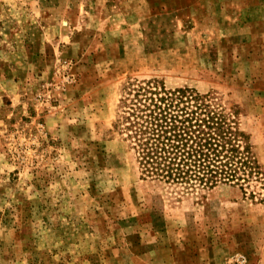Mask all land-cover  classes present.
<instances>
[{"label": "rangeland", "instance_id": "rangeland-1", "mask_svg": "<svg viewBox=\"0 0 264 264\" xmlns=\"http://www.w3.org/2000/svg\"><path fill=\"white\" fill-rule=\"evenodd\" d=\"M148 79L228 114L250 184L141 175ZM0 264H264V0H0Z\"/></svg>", "mask_w": 264, "mask_h": 264}, {"label": "trees", "instance_id": "trees-1", "mask_svg": "<svg viewBox=\"0 0 264 264\" xmlns=\"http://www.w3.org/2000/svg\"><path fill=\"white\" fill-rule=\"evenodd\" d=\"M122 105V129L143 177L209 189L244 187L260 172L247 135L206 94L135 80Z\"/></svg>", "mask_w": 264, "mask_h": 264}]
</instances>
